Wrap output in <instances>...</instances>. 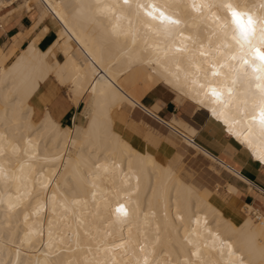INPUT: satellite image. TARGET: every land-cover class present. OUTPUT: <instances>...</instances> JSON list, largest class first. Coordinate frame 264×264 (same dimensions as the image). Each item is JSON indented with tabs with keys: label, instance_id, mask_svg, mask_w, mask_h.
Masks as SVG:
<instances>
[{
	"label": "bare ground",
	"instance_id": "obj_1",
	"mask_svg": "<svg viewBox=\"0 0 264 264\" xmlns=\"http://www.w3.org/2000/svg\"><path fill=\"white\" fill-rule=\"evenodd\" d=\"M15 1L0 0V9ZM261 2L232 0L264 16L258 7ZM21 3L27 10L37 9L33 28L41 23L43 28L8 63L0 58V264H239L241 260L264 264V213L259 208L248 204L245 217L236 222L182 174L177 154L161 162L154 153L136 148L116 125L117 116L136 106L119 85L120 78L145 68L175 94L178 104H192L220 123L264 169V161L258 159L264 153V137L254 132L248 137L249 146L243 135L248 121L233 123L252 110L251 93L256 89L251 74L237 78L235 73L215 77L210 71L196 73L186 58L178 68L163 54L158 64L155 40L143 24L132 18L135 43L131 36L116 39L114 29L129 31V21L101 15L97 0ZM107 3L111 0H100L101 5ZM46 5L53 6L52 11ZM176 11L188 22L181 29L184 36L197 41L189 47L197 49L195 59L202 69L211 63H236L230 57L239 53L230 31L222 28L223 10H214L219 21L202 18L191 8ZM51 28L57 38L43 49L39 41ZM181 40L177 36L176 43ZM200 43L209 51L207 58L199 56ZM165 68L178 73L180 80L165 78ZM185 71L192 73L187 83ZM50 76L69 84L75 105L84 102L73 125H62L49 110L36 117L31 99ZM77 81L90 85L87 95ZM225 86L233 88L234 96L221 105L208 93ZM225 119L235 132H242L240 138L229 133ZM166 124L183 133L188 146L264 194V188L239 169L191 142L197 128L189 121L176 116ZM211 167L219 174L214 164ZM227 189L230 194L239 192L233 183H227ZM121 204L127 215L116 212ZM221 241L227 242L223 249ZM194 251L198 256H192Z\"/></svg>",
	"mask_w": 264,
	"mask_h": 264
},
{
	"label": "crops",
	"instance_id": "obj_2",
	"mask_svg": "<svg viewBox=\"0 0 264 264\" xmlns=\"http://www.w3.org/2000/svg\"><path fill=\"white\" fill-rule=\"evenodd\" d=\"M22 1L17 0L0 9V56L3 53L7 59L11 57L10 60L19 53L22 47L28 45L43 28L42 23L32 28L37 9L27 10L22 5ZM17 4L20 7L16 8ZM56 38L57 31L51 28L41 37L39 46L46 49ZM58 56L60 60L64 59L63 54L58 53ZM160 84L165 86L157 76L141 67L135 68L120 78L119 85L136 101V106L132 111L126 112L124 116H117L118 130L136 148L154 153L161 162H167L177 154L182 174L193 179V184L236 222H240L245 217L248 204L264 211V201L258 198L259 195H262L261 191H258L259 189L254 184L241 180L219 164L212 163L211 166L214 164L220 170L222 189L210 188L194 178L192 171L184 165L183 156L191 154L202 158L206 155L202 151L188 146L184 138L166 124L168 120L171 121L176 116H181L197 128L195 140L202 148L225 161L232 168L239 169L251 181L264 188V171L251 161L250 156H247L248 153L243 151V147L237 141L223 131L221 124L205 112L196 110L192 104L183 106L178 104L169 91L158 86ZM69 87V84L59 83L54 76L48 77L31 99L37 116L43 114V111L49 110L62 125H73L76 117L83 110L84 102L75 105V98H73V92L68 90ZM190 106L191 108H189ZM210 170L213 169L210 168ZM214 172L217 174L216 171ZM227 183L236 184L239 192L230 194Z\"/></svg>",
	"mask_w": 264,
	"mask_h": 264
},
{
	"label": "snow or ice",
	"instance_id": "obj_3",
	"mask_svg": "<svg viewBox=\"0 0 264 264\" xmlns=\"http://www.w3.org/2000/svg\"><path fill=\"white\" fill-rule=\"evenodd\" d=\"M97 4L101 15L129 21V31L114 29L112 35L116 39L131 36L132 43H135L136 30L132 28V18L135 17L139 23H142L155 40L152 47L158 64L161 63V54H163V57L169 58L178 68L181 59L186 58L189 68L194 69L196 73L210 71L214 77L235 73L237 78L248 77L251 74L256 89L251 93L253 97L252 110L250 113L242 114L239 120H234L233 123L248 121L247 131L243 132V135L245 136L244 142L249 146H251V141L248 137L254 132H258L260 136L264 137V16L254 15L247 5L234 4L232 0H190V3H185V0H164L163 3H160L159 0H111V3L102 5L100 0H97ZM45 7L48 11H52L53 6L46 5ZM181 7L191 8L192 12L199 14L200 17L208 16L213 21L221 19L214 10H223L225 15L222 28L226 33L230 31L231 41L236 52L239 53V55L233 54L230 57V60L236 62L235 64L211 63L207 69H202L199 66L195 59L197 49L189 47V43L195 45L197 41L192 36H184L181 30L188 23L181 19L176 11ZM258 7L264 10V2H261ZM177 36L182 37L180 44L176 43ZM198 53L200 57L207 58L209 56V51L205 50L203 43L199 44ZM181 70L183 71V69ZM249 70H251L250 73ZM164 71L165 78L174 77L176 81L180 80L178 73H169L167 68ZM190 75H192L190 71H185V83ZM192 83L195 84L196 80L193 79ZM232 83L234 85L236 80L233 79ZM77 84L79 88L84 89V94L87 95L90 85L81 84L79 81ZM201 87H203L202 84ZM225 91L227 96H225ZM208 94L216 102L224 105L231 102L234 91L232 87L228 86L219 90L213 87L210 88ZM247 103L248 101L245 100L244 104L247 105ZM213 114L217 115L218 119L220 118L215 109H213ZM223 123L228 125L230 134L240 138L242 132H235L227 119ZM258 159L264 161V153L260 154ZM116 212L127 215L123 204L116 208ZM226 243V241H221V249ZM228 247L230 249L231 245L229 244ZM229 255H232L231 251H229ZM192 256H198V251L192 252ZM239 264H244V261L241 260Z\"/></svg>",
	"mask_w": 264,
	"mask_h": 264
},
{
	"label": "rangeland",
	"instance_id": "obj_4",
	"mask_svg": "<svg viewBox=\"0 0 264 264\" xmlns=\"http://www.w3.org/2000/svg\"><path fill=\"white\" fill-rule=\"evenodd\" d=\"M33 28V27H32ZM1 59L6 60L8 63L10 59H7L6 56L1 53L0 56ZM160 88H164V90H167L170 92L171 95H175L172 91H170L168 88H166L163 85H158ZM175 99V97H174ZM176 102V101H175ZM38 117V116H36ZM220 124V123H219ZM186 142V141H185ZM244 152L246 150L243 149ZM184 165L186 168L192 171L194 174V178L198 181L202 182L204 185L209 186L210 188H220L222 189V180H221V173L215 174V172L210 170V165L214 163L211 159H209L206 156H203L202 158L197 157L196 155H184ZM216 166V165H215ZM261 168V166H259ZM212 168V167H211ZM262 169V168H261ZM222 170V169H221ZM264 171V169H262ZM259 199L264 201V194L258 196ZM264 213V211H262Z\"/></svg>",
	"mask_w": 264,
	"mask_h": 264
},
{
	"label": "built area",
	"instance_id": "obj_5",
	"mask_svg": "<svg viewBox=\"0 0 264 264\" xmlns=\"http://www.w3.org/2000/svg\"><path fill=\"white\" fill-rule=\"evenodd\" d=\"M148 112L151 113L149 110H148ZM176 133H178L182 138L186 137V136H185L183 133H181V132H176ZM186 138H187V137H186ZM189 140H190L191 142H193V143L198 144V143L196 142V140H195V136L190 137Z\"/></svg>",
	"mask_w": 264,
	"mask_h": 264
}]
</instances>
